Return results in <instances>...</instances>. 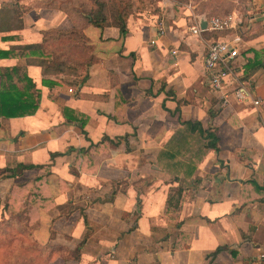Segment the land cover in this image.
I'll return each mask as SVG.
<instances>
[{
    "label": "crops",
    "instance_id": "obj_1",
    "mask_svg": "<svg viewBox=\"0 0 264 264\" xmlns=\"http://www.w3.org/2000/svg\"><path fill=\"white\" fill-rule=\"evenodd\" d=\"M67 1L0 0V50L9 52L0 67H27L41 91L34 114L0 117V213L15 184L43 172L22 166L48 164L55 206L41 211L34 238L82 244L68 264H264V67L245 79L252 51L264 62V0H248L245 13L243 0H155L157 11L127 17L125 33L88 25L98 61L86 71L21 56L43 31L76 25ZM228 14L243 16L238 28H208ZM218 39L240 52L228 102L205 67ZM241 85L261 104L239 102Z\"/></svg>",
    "mask_w": 264,
    "mask_h": 264
},
{
    "label": "trees",
    "instance_id": "obj_2",
    "mask_svg": "<svg viewBox=\"0 0 264 264\" xmlns=\"http://www.w3.org/2000/svg\"><path fill=\"white\" fill-rule=\"evenodd\" d=\"M75 1L72 0L71 3L75 5ZM95 3L98 6L96 10H83L78 13H73L64 4L61 5L73 18L76 25L68 30L49 29L43 31L41 42L19 46L21 56H31L30 62L39 64L45 69L54 68L64 71L66 68L86 71L92 63L98 61V58L93 54L92 47L87 44L88 39L83 32L84 28L91 24L99 27L116 25L125 33L127 17L133 13V8L131 6L132 10L130 11L129 5L128 11H117L115 21L109 23L105 14V3L101 0H95ZM82 4L81 2L78 8L85 6ZM252 52L255 56L249 58L245 68V79H250L259 67H264V62L259 58L258 53ZM7 55L9 52L0 50V58ZM0 77V117L14 118L34 114L39 107L41 91L37 89L35 82L29 76L27 67H0ZM82 77L77 81H81ZM70 119L74 121L76 118L70 116ZM81 124L84 126V119ZM216 140L218 141V138ZM214 146L218 149L217 145ZM59 155L62 153H52L51 158L54 159ZM22 167L25 169L38 167L43 172L34 180L15 184L5 200V212L0 213V264L9 261L7 254H3V250L13 244L14 239L16 248L13 258L21 255V264H49L51 259L59 256L64 258L66 264L70 261H79L82 244L78 245L76 249L70 250L52 243L43 245L34 238V230L39 225L41 211H47L55 206L48 184L51 166L47 164L23 165ZM12 174L15 175L16 172ZM221 249L218 248L215 254Z\"/></svg>",
    "mask_w": 264,
    "mask_h": 264
},
{
    "label": "built area",
    "instance_id": "obj_3",
    "mask_svg": "<svg viewBox=\"0 0 264 264\" xmlns=\"http://www.w3.org/2000/svg\"><path fill=\"white\" fill-rule=\"evenodd\" d=\"M244 18L237 14H228L225 16L212 17L208 22V28L213 31H225L228 29L238 28ZM194 34H199L202 31L199 23L190 28ZM157 35L163 36L166 34V29L162 21L158 23ZM156 39L151 40V44H156ZM176 53V51H175ZM240 57L238 47L233 42L228 40H213L209 43L207 54L205 57V67L208 72L209 84L215 89L225 92L224 101L228 102L229 93L225 90V86L229 80L236 78L235 65ZM69 91H73L70 88ZM232 94L242 103H252L260 105L261 100L254 98L250 91L243 85L236 87Z\"/></svg>",
    "mask_w": 264,
    "mask_h": 264
},
{
    "label": "rangeland",
    "instance_id": "obj_4",
    "mask_svg": "<svg viewBox=\"0 0 264 264\" xmlns=\"http://www.w3.org/2000/svg\"><path fill=\"white\" fill-rule=\"evenodd\" d=\"M105 3V14L108 17L109 23H113L115 21V16L117 15V11L123 12L124 10H129L130 5V11L133 8V14L134 15H140L144 14L150 11H157V5L154 3L155 0H101ZM176 2L179 0H175ZM181 1V0H180ZM186 1V0H182ZM83 3L85 6L81 8V6L78 8V5L80 3ZM75 5L71 3V1H67L64 5H66L69 9L72 10L73 13H78L79 11H90V10H96L97 4L95 3V0H76ZM82 4V5H83ZM247 4L248 0H243V2H240V9L243 13L247 10ZM132 6V8H131ZM129 17V16H128ZM13 244L7 246L3 250V254H7L9 257V261H6L4 264H21V255L13 258L14 249L16 248V240L14 239ZM43 246V245H42ZM11 257V258H10Z\"/></svg>",
    "mask_w": 264,
    "mask_h": 264
},
{
    "label": "water",
    "instance_id": "obj_5",
    "mask_svg": "<svg viewBox=\"0 0 264 264\" xmlns=\"http://www.w3.org/2000/svg\"><path fill=\"white\" fill-rule=\"evenodd\" d=\"M206 25L207 24L205 22L201 24V26H202L203 29H205L207 27Z\"/></svg>",
    "mask_w": 264,
    "mask_h": 264
}]
</instances>
